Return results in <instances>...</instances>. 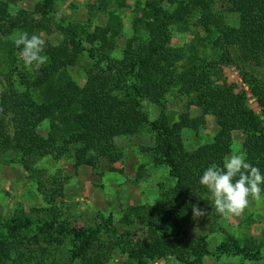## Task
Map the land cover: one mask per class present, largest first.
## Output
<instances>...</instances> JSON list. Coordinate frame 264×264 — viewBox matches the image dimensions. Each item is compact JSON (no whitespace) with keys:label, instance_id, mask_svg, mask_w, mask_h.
Wrapping results in <instances>:
<instances>
[{"label":"trees","instance_id":"16d2710c","mask_svg":"<svg viewBox=\"0 0 264 264\" xmlns=\"http://www.w3.org/2000/svg\"><path fill=\"white\" fill-rule=\"evenodd\" d=\"M216 1L147 0L134 17L133 33L121 44L120 19L106 9L107 3L99 8L106 14L103 26L89 32L76 24L59 25L64 38L56 46L45 43L47 63L27 73H8L3 79L0 150L16 153L20 165L28 171L32 156L60 158L70 149L75 167L96 170L102 159L107 161L109 171H114L112 165L121 158L115 138L135 134L144 126L152 132L154 146L148 151L155 163L168 169L174 184L164 191L158 205L142 206L136 214L138 223L146 227L149 241L144 239L138 248L130 250L133 258L138 253L147 260L173 255L181 264H202V258L211 255L204 237L200 238L203 248L193 250L172 249L169 239L183 233L194 207L209 206L210 194L199 184V176L212 164L222 165L230 155L233 132L243 136L241 148L247 161L264 174V81L244 74L259 104L260 115H256L247 105L243 88L216 84L211 78L220 64L235 62L234 53L243 65L264 67V0H221L227 10L238 14L237 26L225 23L214 7ZM112 3L122 6L120 1ZM6 6L0 2L2 35L15 29L32 32L45 28L54 0H42L34 13L21 10L8 15ZM193 16L222 50L216 63L196 58L195 53L186 56L182 48L170 43L171 23L186 24ZM81 56H86L90 65L84 84L79 86L66 72ZM172 91L188 97L203 115L215 118L218 130L212 141L188 151L180 137L181 129L191 126L188 115H181L178 121L164 113L149 118L143 102L159 105ZM43 122L48 123L46 136L38 132ZM41 194L49 206L47 220L35 224L28 217L0 216V229L10 238L34 227L38 234L56 242L68 238L71 262L103 264L105 247L99 242L100 236L103 232L117 233L111 217L93 227L70 226L58 221L50 207L51 197ZM166 223H170L169 229ZM5 247L0 241V264L8 258ZM214 254L264 261L259 246L241 244L233 236L221 242Z\"/></svg>","mask_w":264,"mask_h":264},{"label":"rangeland","instance_id":"374dc122","mask_svg":"<svg viewBox=\"0 0 264 264\" xmlns=\"http://www.w3.org/2000/svg\"><path fill=\"white\" fill-rule=\"evenodd\" d=\"M41 1L0 0L7 4L8 15L21 10L34 13L36 5ZM116 1L122 2V6H115L112 2ZM146 1L54 0V9L45 22V28L29 33H37L46 43L56 46L64 38L58 29L59 25L76 24L89 32L96 26H103L106 14L99 8L108 3L106 9L116 13L121 22L122 38L118 40L121 44L124 38L133 33L134 17L138 16L139 9L145 6ZM214 7L222 13L226 24L237 26L238 14L227 10L223 1L217 0ZM170 27L171 45L182 48L186 56L195 53L196 58L200 57L206 62L216 63L219 60L222 50L214 45L213 36L208 38L200 28L197 16L190 18L186 24L171 23ZM21 31L26 30L15 29L6 35L0 33V93L3 79L8 73H27L37 68L35 65L26 67L19 56L14 39ZM233 58L235 62L220 64L217 74L212 73L211 78L216 84H235L236 89L243 88L247 105L256 115H260L258 101L244 74H253L264 81V67L243 65L236 53ZM89 65L88 58L81 56L78 63L69 67L66 73L81 86ZM143 106L151 119H156L161 113L171 117L173 121H178L181 115H188L192 119L191 126L180 131L181 141L188 151L212 141L218 130L212 115H203L201 109L192 104L188 97L176 91L169 93L159 105L145 101ZM38 132L46 136L48 123L43 122L38 127ZM232 136L230 155L242 153L243 136L238 131L233 132ZM153 139L152 132L145 126L135 134L115 138L114 144L121 153V158L112 165L114 171H109L107 161L102 159L96 170L86 166L75 167L72 149L60 158L32 156L28 171L20 165L16 153L0 150V216L28 217L35 224L47 220L49 217L46 210L49 206L41 194L44 193L51 197L50 207L52 206V213L58 217V221L70 226L93 227L101 219L111 217L117 233L103 232L100 236L99 242L105 247L103 264H181L173 255L148 260L145 256H139V253L135 258L130 255V250L138 248L144 239H148L146 227L138 223L136 214L142 206L158 205L164 191L174 184L168 169L155 163L148 151L154 146ZM210 204L204 209L203 216L190 214L183 233L177 238L169 239L172 249L203 248L200 238L204 237L211 255L204 256L202 264H263L262 260L252 261L235 254H214V251L228 236H233L241 244L259 246L264 257V193L259 198L250 196L248 205L239 214H219ZM165 226L169 229L170 223ZM123 232H128L129 235L122 234ZM38 233L34 227L10 238L0 229V241H4L5 248L8 249V258H5L3 264H82V260L70 261V239L61 238V242H56L51 237Z\"/></svg>","mask_w":264,"mask_h":264},{"label":"clouds","instance_id":"9594fccd","mask_svg":"<svg viewBox=\"0 0 264 264\" xmlns=\"http://www.w3.org/2000/svg\"><path fill=\"white\" fill-rule=\"evenodd\" d=\"M46 41L37 33L21 31L14 39L19 56L26 67L42 66L48 61ZM199 184L204 186L211 207L222 215L239 214L249 203V197L259 198L264 188V174L249 163L242 153H233L222 165L212 164L202 171ZM195 216H203L204 209L193 208Z\"/></svg>","mask_w":264,"mask_h":264}]
</instances>
